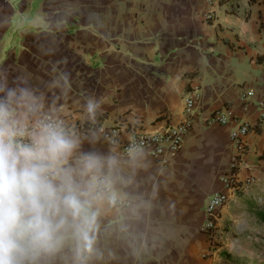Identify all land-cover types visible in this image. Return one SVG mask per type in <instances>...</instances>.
I'll return each mask as SVG.
<instances>
[{
	"label": "crops",
	"instance_id": "obj_1",
	"mask_svg": "<svg viewBox=\"0 0 264 264\" xmlns=\"http://www.w3.org/2000/svg\"><path fill=\"white\" fill-rule=\"evenodd\" d=\"M0 87L28 89L42 115L91 125L76 132L82 148L120 160L128 205L103 213L98 264H262L264 0H0ZM188 94L190 129L164 162L123 156L96 130L120 126L127 139L175 126ZM224 108L250 126L238 177L252 181L239 191L222 182L232 123L205 121ZM218 191L227 200L209 236L203 208Z\"/></svg>",
	"mask_w": 264,
	"mask_h": 264
},
{
	"label": "clouds",
	"instance_id": "obj_2",
	"mask_svg": "<svg viewBox=\"0 0 264 264\" xmlns=\"http://www.w3.org/2000/svg\"><path fill=\"white\" fill-rule=\"evenodd\" d=\"M0 92V264H98L103 213L122 201L120 160L83 149L28 89Z\"/></svg>",
	"mask_w": 264,
	"mask_h": 264
},
{
	"label": "built area",
	"instance_id": "obj_3",
	"mask_svg": "<svg viewBox=\"0 0 264 264\" xmlns=\"http://www.w3.org/2000/svg\"><path fill=\"white\" fill-rule=\"evenodd\" d=\"M230 0H205L209 5L216 3L228 2ZM253 97L252 91H246L241 94L242 101H248ZM196 100L195 94H188L183 102V119L182 121L171 127H166L162 130L153 133H131L127 139H121V127L115 126L111 128L97 127L96 130L108 141V143L116 147L123 156H129V149L134 148L135 153L146 151L149 156L157 161L164 162L166 154H173L177 152L182 144L185 135L190 129L192 123L193 108ZM259 118L264 119V102L258 103ZM51 116L52 118L63 122V124L75 133L77 130L83 132L92 131L91 125L71 126L65 122L63 117ZM208 125H222L226 126L232 123V128L229 132L230 142L234 148V154L231 158L229 171L222 182L225 187L233 188L236 191L242 190L251 183V179L247 178L240 181L238 177V169L240 165V158L246 151V135L249 132V124L247 122L237 121L232 110L228 108L213 111L207 118ZM227 195L224 192H214L210 194L204 204L203 208V221L200 225V230L209 236H213L216 221L218 219L219 210L225 204ZM128 202L122 200L116 207L127 206Z\"/></svg>",
	"mask_w": 264,
	"mask_h": 264
},
{
	"label": "rangeland",
	"instance_id": "obj_4",
	"mask_svg": "<svg viewBox=\"0 0 264 264\" xmlns=\"http://www.w3.org/2000/svg\"><path fill=\"white\" fill-rule=\"evenodd\" d=\"M263 201H264V196H263ZM264 203V202H263ZM253 249H256L257 251H261L263 252V255H262V264H264V241L261 242V243H257ZM254 261V260H253ZM258 262V260H257Z\"/></svg>",
	"mask_w": 264,
	"mask_h": 264
}]
</instances>
